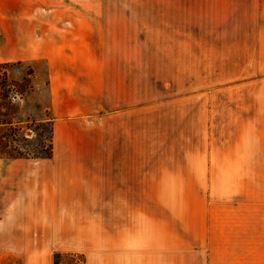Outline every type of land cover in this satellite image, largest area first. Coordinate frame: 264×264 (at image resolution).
Wrapping results in <instances>:
<instances>
[{
  "label": "crops",
  "instance_id": "1",
  "mask_svg": "<svg viewBox=\"0 0 264 264\" xmlns=\"http://www.w3.org/2000/svg\"><path fill=\"white\" fill-rule=\"evenodd\" d=\"M152 11L154 37L166 28L162 38L182 45L183 59L199 54L202 60L231 61L230 74L255 77L237 84L239 99L216 110L229 129L221 128L210 160L204 165L199 160L187 179H174L169 171L160 174L158 151L142 146L137 109L103 114V126L91 120L98 111L94 91L96 83L103 85V65L89 40L90 23L77 21L70 33L58 34L64 36L61 51L44 55L50 156L13 159L7 178L20 185L30 204L40 205L38 221L54 237V248L82 253L81 264H264V191L253 190L264 189V182L249 175L264 169L257 158L264 157V0H167L153 3ZM4 12L0 6V16ZM52 58L59 62L52 64ZM136 66L130 64L132 70ZM222 68L215 66L216 74ZM87 130L91 139L84 136ZM100 134L102 146H85ZM208 172L214 173L212 180ZM192 185L243 189L247 195L204 213L198 229H176L175 212L169 211L174 189ZM159 204L166 211L160 212Z\"/></svg>",
  "mask_w": 264,
  "mask_h": 264
},
{
  "label": "rangeland",
  "instance_id": "2",
  "mask_svg": "<svg viewBox=\"0 0 264 264\" xmlns=\"http://www.w3.org/2000/svg\"><path fill=\"white\" fill-rule=\"evenodd\" d=\"M166 2L0 1L5 10L0 16V61H10L0 64V92L7 94L9 101V106L0 111L5 112L3 118L9 121L5 127L15 138L12 145L20 154L13 158L4 153L7 148L0 150V264H81L83 259L80 252L54 248V237L38 221L35 210L40 205L30 204V197L19 193L20 185L7 178V167L13 159L33 160L49 152L50 75L44 55L61 51L64 36L58 34L70 33L77 21L90 23L93 34L89 40L94 43L96 55L102 58L103 85L96 83L98 111L91 119L95 124L103 126V114L129 115L137 109L143 120L142 146L158 151L160 174L169 171L178 180L187 179L188 170L198 169L199 160L203 165L205 158L210 160L221 143L217 138L222 135L221 128H229L220 123L217 111L223 102L239 99L238 83L255 77L230 74L231 61L202 60L199 54L183 59L184 55L178 52L182 45L162 38L166 28L158 34L160 38L154 37L157 21L152 5ZM17 57L25 58L16 62ZM55 60L59 62L52 58V64ZM131 63L137 65L135 70L130 68ZM215 66H223L222 74H216L219 70ZM92 127L93 122L87 126ZM84 136L92 138L89 130ZM96 141L85 146H102L101 134ZM257 158L264 164V157ZM249 175L264 182V169ZM213 177L214 173H207V180ZM253 190L258 191L256 195L264 191L261 187ZM174 191L175 202L169 204V211L175 212L176 229H198L204 213L220 211L221 203L227 205V201L237 204L247 195L243 189L204 185L175 187ZM159 211H166V205L159 204Z\"/></svg>",
  "mask_w": 264,
  "mask_h": 264
},
{
  "label": "trees",
  "instance_id": "3",
  "mask_svg": "<svg viewBox=\"0 0 264 264\" xmlns=\"http://www.w3.org/2000/svg\"><path fill=\"white\" fill-rule=\"evenodd\" d=\"M16 62H21V61H16ZM0 64H6V62L0 63ZM6 98H7V94L0 92V109L2 110L6 109L9 106V101H7ZM4 115H5V112L1 113L0 111V150H4L7 148L6 150H4V153H6V155H9L13 158L20 157L19 156L20 154L18 152L19 150L17 149L16 146L14 147L12 145V141H15V138L11 135V131L7 127H5L8 125L9 121H6L5 118H3ZM50 129H51V146L49 148L48 154L44 155L45 157L50 156V150L52 147V125Z\"/></svg>",
  "mask_w": 264,
  "mask_h": 264
}]
</instances>
